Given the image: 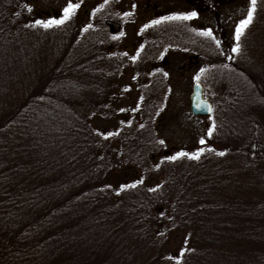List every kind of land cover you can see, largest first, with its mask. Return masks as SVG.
<instances>
[{"label": "trees", "instance_id": "obj_1", "mask_svg": "<svg viewBox=\"0 0 264 264\" xmlns=\"http://www.w3.org/2000/svg\"><path fill=\"white\" fill-rule=\"evenodd\" d=\"M24 2L0 0V264H264V67L206 45V143L165 150L164 76L142 57L160 43L124 55L112 4L46 29ZM126 65L147 99L121 121L109 90Z\"/></svg>", "mask_w": 264, "mask_h": 264}, {"label": "rangeland", "instance_id": "obj_2", "mask_svg": "<svg viewBox=\"0 0 264 264\" xmlns=\"http://www.w3.org/2000/svg\"><path fill=\"white\" fill-rule=\"evenodd\" d=\"M68 2L69 0H27L21 3V6L34 16L32 19L36 17L45 19L52 15L56 16L57 13H63L62 10ZM71 2L80 5L75 13L84 16L96 11L98 6L104 4V0H71ZM108 4L114 6L118 16L123 20L120 25L109 22L110 28L116 34L114 36L118 37L117 48L122 47L123 53L130 56L136 48H142L146 51L143 53H147L149 47L143 48V46H147V43L149 46L160 43L156 46L160 48L159 50L150 49L147 54H142V57L149 59L151 52H155L153 57L161 66V73L169 74L167 77L163 75L164 96L158 99L164 98L165 117L171 118L168 124L166 123L168 129L164 138L165 150L183 143L190 145L188 139L193 142L204 137L205 126L210 122L209 117L192 115L188 107L194 77L200 74L203 62L208 58L203 55V52L208 53L204 50L206 45L209 50H212L209 53L214 61L224 60L230 53L237 43L236 26L240 20L246 18L251 7L250 0H108ZM133 5L136 7L133 8ZM29 8L31 11L28 10ZM193 11L197 13L196 17L185 21L180 20L190 32L184 30L182 33L180 29L174 32L173 29L180 27L179 22L175 23L177 20L169 21L170 32L166 34L161 31V34L155 36L151 33V26L144 28V25L151 24V21L159 16L187 14ZM125 13H131V15H125ZM163 25L165 27L164 23ZM207 29H211L215 40L220 41L219 46L209 37H200L199 32ZM120 33L124 35L121 36ZM239 43L250 59L264 67V0H256L252 23L245 28ZM120 72L121 77L116 80L113 89L111 85L109 92L114 97V107L122 121L125 116L134 113L135 106L138 108L141 102L147 99L145 96L147 93L140 92L144 87L142 84L144 78L137 75V70L126 65ZM203 76L207 78L205 73ZM210 87L211 89L208 87V94L214 95L215 88L211 85Z\"/></svg>", "mask_w": 264, "mask_h": 264}, {"label": "snow or ice", "instance_id": "obj_3", "mask_svg": "<svg viewBox=\"0 0 264 264\" xmlns=\"http://www.w3.org/2000/svg\"><path fill=\"white\" fill-rule=\"evenodd\" d=\"M104 3L107 4L108 0H104ZM251 3V7L248 10L247 16L245 19L240 20L239 24L236 26V30H235V40L237 41V43L235 44L234 47H232L231 51L233 53H239L241 51V46H240V39L242 34L244 33L245 28H247L248 25H250L252 23L253 20V13L255 11V5H256V0H250ZM80 5L76 4V3H72L71 0H69V2L67 3V6L63 8V16L61 18H49L47 20H36L35 23L32 25L33 27L39 25L42 26L43 28H51L54 25L59 26V25H63L65 23V21L69 20L71 18V16L75 13L76 9L79 8ZM101 7H103V5H101ZM133 8H135L136 6L133 5ZM29 11H31V8L28 9ZM98 10V9H97ZM125 15H131V13H125ZM197 13L195 11L193 12H189L187 14H173V15H169V16H162L159 19H155L151 21V25H156V24H160L163 21H171V20H190L193 17H196ZM150 25L146 24L144 25V28H148ZM88 27L90 28L91 25H88ZM87 30V29H85ZM120 35H124V33H120ZM199 35L201 36H205V37H209L213 40H215V37L213 36V33L211 31V29H207V30H203L199 32ZM113 39H117L118 37L113 36ZM215 43L217 44V46H219L220 41L219 40H215ZM124 55H127V53H124ZM139 55V51L137 52V55H134L131 57V59L133 61H135L138 58ZM229 59H232V57L230 56ZM159 71V70H158ZM205 69L201 68L200 69V74L204 73ZM200 74H197L194 77V80L197 82V87L199 86V82L201 79ZM163 75L165 77H167L169 74L167 72H164ZM135 78V77H134ZM198 108H200L202 105L201 104H197L196 105ZM121 111H124V109H121ZM208 111H211V108H208ZM141 127H143V125H141ZM215 125L213 124L212 127H210L207 130V135L209 137L212 136L213 134V129H214ZM113 135V133H108L107 136H105V138H107L108 136ZM159 143L161 145H163L165 143L164 140H160ZM199 143L201 145H204L206 143L204 137L200 138ZM209 152H213L215 151V149L213 148H208L207 149ZM205 151L204 148H200L199 150L189 153V152H185V151H178L176 152L175 155H171V156H166L165 159L169 160V161H175L180 157H187L188 159H199L201 153H203ZM219 156H224L225 152L224 151H219L216 153ZM143 183L142 180H138L135 183L132 184H125V185H121V190L126 189V188H136L138 184ZM157 187H159V185H157ZM148 191H156V188H150L148 189Z\"/></svg>", "mask_w": 264, "mask_h": 264}, {"label": "water", "instance_id": "obj_4", "mask_svg": "<svg viewBox=\"0 0 264 264\" xmlns=\"http://www.w3.org/2000/svg\"><path fill=\"white\" fill-rule=\"evenodd\" d=\"M198 103L202 105L200 108L196 106ZM189 107L194 115H210L212 113L211 103L204 97L203 87L200 82L198 87L196 81L193 83L189 97ZM209 107L211 108V111H208Z\"/></svg>", "mask_w": 264, "mask_h": 264}]
</instances>
